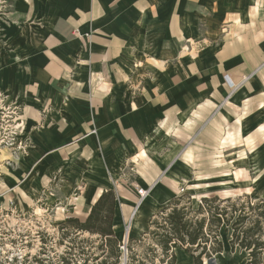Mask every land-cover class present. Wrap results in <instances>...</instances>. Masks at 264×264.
<instances>
[{
	"label": "crops",
	"instance_id": "1",
	"mask_svg": "<svg viewBox=\"0 0 264 264\" xmlns=\"http://www.w3.org/2000/svg\"><path fill=\"white\" fill-rule=\"evenodd\" d=\"M261 4L0 0V93L29 142L15 157L0 150V203L24 211L59 201L63 219H84L111 190L120 240L133 202L119 209L116 180L136 174L149 190L136 239L147 211L181 197L165 180L189 177L200 148L229 145L234 131L264 146Z\"/></svg>",
	"mask_w": 264,
	"mask_h": 264
},
{
	"label": "rangeland",
	"instance_id": "2",
	"mask_svg": "<svg viewBox=\"0 0 264 264\" xmlns=\"http://www.w3.org/2000/svg\"><path fill=\"white\" fill-rule=\"evenodd\" d=\"M261 5L263 13L260 22L264 28V4ZM230 25L232 24L228 21L222 24V33L214 40L215 43L219 44L223 41ZM239 86L240 83L236 84L234 90L239 89ZM233 133L236 136L233 134L230 136L229 145L219 141L217 146L208 144L200 148L202 155L196 157L200 161L187 164L189 177L174 181L175 183L165 180L169 184V189L175 192V196L190 198L194 208L204 196H218L221 199L231 198L232 200L249 196L253 200H264V146L256 145V141H248L249 139L243 143L237 137L238 132ZM249 135L254 136V134ZM249 135L247 134L246 137L250 138ZM18 136L24 144L27 138L26 135L24 136V131ZM188 148V145L184 146L182 151ZM0 150H8L11 156L15 157L9 148L0 146ZM2 161L0 158V165ZM257 165L260 167L257 168ZM116 181L118 182L119 209L127 202V199L133 202L129 214L123 216L120 221L122 224L119 239L126 245L135 239L132 234L142 229L140 222L142 207L139 213H134L133 209L139 202L137 190L144 189L140 186V182L144 180H139L136 174H132ZM121 190L124 191L123 194L119 193ZM146 201L147 199L144 202ZM58 202L44 201L24 211L0 203V264H64L66 261H69V264H82L88 257H90L88 264H92L94 257L100 256L101 252L97 249L99 244L96 240L97 236L89 237L87 234L78 236L74 235L69 228L61 229L66 213L61 210L65 204L60 202L58 205ZM160 207L155 208V211L146 212L142 221L144 230L148 228V221L159 213ZM222 232L221 230L223 252L211 258L203 257L202 263L245 264L246 261L242 259L244 254L238 250L231 252L228 236ZM143 245H134V251L140 254L144 249L155 246L151 237L146 238ZM199 252L197 247L190 248L189 253L175 250L176 264H192L191 256H197ZM156 253L161 256L159 249ZM159 261L160 259L156 258L153 264H160Z\"/></svg>",
	"mask_w": 264,
	"mask_h": 264
},
{
	"label": "trees",
	"instance_id": "3",
	"mask_svg": "<svg viewBox=\"0 0 264 264\" xmlns=\"http://www.w3.org/2000/svg\"><path fill=\"white\" fill-rule=\"evenodd\" d=\"M243 198L206 197L193 209L188 197H177L149 220L139 239L124 246L113 231L117 199L110 190L100 195L84 219L68 217L61 229L69 228L78 236H97L101 254L94 257L92 264H153L156 258L160 264H176L174 251L189 253L193 247L200 252L191 256L192 264H203V257L211 258L223 252L221 230L228 236L230 251L244 254L245 264H264V200ZM149 237L155 246L140 254L135 252L133 246H144ZM158 249L161 256L156 253ZM89 258L82 264H88Z\"/></svg>",
	"mask_w": 264,
	"mask_h": 264
},
{
	"label": "built area",
	"instance_id": "4",
	"mask_svg": "<svg viewBox=\"0 0 264 264\" xmlns=\"http://www.w3.org/2000/svg\"><path fill=\"white\" fill-rule=\"evenodd\" d=\"M22 126L23 122L21 120L19 108L5 106V96L0 93V146L11 149L15 156L25 154L29 143L27 138H25L24 144L19 140L18 134L24 131ZM148 195L149 190L138 189V203L143 202Z\"/></svg>",
	"mask_w": 264,
	"mask_h": 264
},
{
	"label": "bare ground",
	"instance_id": "5",
	"mask_svg": "<svg viewBox=\"0 0 264 264\" xmlns=\"http://www.w3.org/2000/svg\"><path fill=\"white\" fill-rule=\"evenodd\" d=\"M141 205V202L140 203H138V205L136 206V208L134 209V213H139L140 212V206Z\"/></svg>",
	"mask_w": 264,
	"mask_h": 264
},
{
	"label": "water",
	"instance_id": "6",
	"mask_svg": "<svg viewBox=\"0 0 264 264\" xmlns=\"http://www.w3.org/2000/svg\"><path fill=\"white\" fill-rule=\"evenodd\" d=\"M211 264H213V263H211Z\"/></svg>",
	"mask_w": 264,
	"mask_h": 264
}]
</instances>
